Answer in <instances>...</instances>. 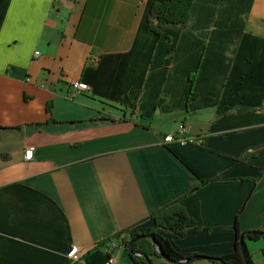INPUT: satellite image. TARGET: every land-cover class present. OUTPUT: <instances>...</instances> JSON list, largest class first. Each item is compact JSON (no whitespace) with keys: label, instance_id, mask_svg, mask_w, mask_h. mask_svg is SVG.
<instances>
[{"label":"crops","instance_id":"1","mask_svg":"<svg viewBox=\"0 0 264 264\" xmlns=\"http://www.w3.org/2000/svg\"><path fill=\"white\" fill-rule=\"evenodd\" d=\"M162 1L0 0V264H71L72 245L106 264L97 242L176 199L200 228L156 230L184 256L264 231V0H193L156 35ZM74 80L89 87L68 97ZM181 128L204 142L163 141ZM246 246L264 264V239Z\"/></svg>","mask_w":264,"mask_h":264},{"label":"trees","instance_id":"2","mask_svg":"<svg viewBox=\"0 0 264 264\" xmlns=\"http://www.w3.org/2000/svg\"><path fill=\"white\" fill-rule=\"evenodd\" d=\"M193 0H166L162 2H153L149 13L147 15V29L154 32L156 35L162 33L165 25H183L184 28H187L191 21V10H192ZM193 75H190L191 82L193 83ZM195 93L190 90L187 102L191 103ZM129 97L126 95L122 102H126ZM51 111V105L48 104V112ZM207 181V180H206ZM204 181V182H206ZM188 211L180 203V199L160 207L154 211L149 217L150 220H153L155 227L151 228L146 232H139L135 230L134 232H129L130 229H125L120 232L109 236L104 241H99L95 244V249L108 250V243L114 241V239L121 240L120 243L125 245L131 239H134L136 236L143 235L137 241H135L131 246V251L129 252V257L131 259V264H155L151 257L153 256H162L168 261L178 262V263H191L199 258H191L192 256H184L178 252L170 243V241L159 233L156 230V227H162L171 232L183 235L185 228L194 227L197 230L200 228L197 222L192 216H190ZM259 230H246L242 233L238 230V227L235 232V244L233 251L227 255H222L216 258H220L224 261L225 264H253L252 257L250 252L247 249L248 240H259L264 239V233H260ZM244 236L245 244V254L243 255L240 250V238ZM137 253V254H134ZM107 257H113L114 251H106ZM196 256V255H195ZM84 258V255H83ZM190 258V259H189ZM247 258V259H245ZM213 263L221 264L220 262L214 260Z\"/></svg>","mask_w":264,"mask_h":264},{"label":"built area","instance_id":"3","mask_svg":"<svg viewBox=\"0 0 264 264\" xmlns=\"http://www.w3.org/2000/svg\"><path fill=\"white\" fill-rule=\"evenodd\" d=\"M38 54V52H37ZM71 91L72 93H70L72 96H74L75 94L80 93L81 91H84L86 89H88V84L81 82V81H72L71 83ZM69 94V95H70ZM185 129L181 128L179 130H177L175 133L173 134H168V135H164V142L166 143H172V142H181L183 144L185 143H196L197 145H201L204 142V138L202 135H192V136H186L185 135ZM34 147L33 145L26 147L25 148V152H24V157L26 160L31 161L33 159V154H34ZM121 240H114L111 241L108 247V251L112 252L116 247H124L125 245L120 243ZM82 254L79 246L77 245H72L70 248V251L68 253V258L70 259L72 264H84L83 261L80 258V255ZM106 264H116V261L113 257H109V259L107 260Z\"/></svg>","mask_w":264,"mask_h":264},{"label":"water","instance_id":"4","mask_svg":"<svg viewBox=\"0 0 264 264\" xmlns=\"http://www.w3.org/2000/svg\"><path fill=\"white\" fill-rule=\"evenodd\" d=\"M260 233H264V231H261ZM140 237H143V235H140V236H136L134 239H131L128 244H127V248L129 251H131V246L132 244L137 241ZM244 244H245V240H244V236L242 235L241 238H240V250L242 252V254L244 255L245 254V248H244ZM134 254H137V253H134ZM191 258H200V259H209V260H216L218 262H220L221 264H225L224 261L220 258H216V257H209V255H196L194 257H191ZM190 259V258H189ZM247 259V258H245ZM247 264V263H246Z\"/></svg>","mask_w":264,"mask_h":264},{"label":"rangeland","instance_id":"5","mask_svg":"<svg viewBox=\"0 0 264 264\" xmlns=\"http://www.w3.org/2000/svg\"><path fill=\"white\" fill-rule=\"evenodd\" d=\"M98 55H91V57H89L88 58V60H87V63H86V65H90V64H97V61H98ZM90 59H91V61H90ZM90 62V63H89ZM84 83H86V82H84ZM89 86V85H88ZM87 90V89H86ZM85 91V90H84ZM81 92H83V91H81ZM80 92V93H81ZM79 94V93H78ZM78 94H75V95H78ZM74 95V96H75ZM68 97H73L71 94L69 95L68 94ZM124 116H126V115H124ZM203 138H204V136H203ZM164 141V140H163ZM166 144H168V143H166ZM170 144V143H169ZM25 158V157H24ZM26 160V159H25ZM197 261V260H196ZM84 263V262H83ZM107 263V262H106ZM72 264V263H71Z\"/></svg>","mask_w":264,"mask_h":264},{"label":"bare ground","instance_id":"6","mask_svg":"<svg viewBox=\"0 0 264 264\" xmlns=\"http://www.w3.org/2000/svg\"><path fill=\"white\" fill-rule=\"evenodd\" d=\"M82 255V254H81ZM80 255V258H81V260L83 261V258H82V256ZM109 259V258H108Z\"/></svg>","mask_w":264,"mask_h":264}]
</instances>
